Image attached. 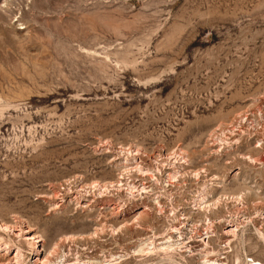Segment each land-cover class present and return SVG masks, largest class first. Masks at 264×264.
Listing matches in <instances>:
<instances>
[{
  "label": "rangeland",
  "instance_id": "rangeland-1",
  "mask_svg": "<svg viewBox=\"0 0 264 264\" xmlns=\"http://www.w3.org/2000/svg\"><path fill=\"white\" fill-rule=\"evenodd\" d=\"M251 112L264 115V0H0V223L30 226L46 248L64 244L69 259L127 252L122 264H169L133 257L151 233L106 224L110 207L122 206L132 223L149 206L140 222L163 236L172 206L195 220L208 215L193 214L190 199L216 176L208 201L250 194L208 215L247 219L227 263L264 264V214L255 213L264 212V162L241 158L264 159L254 138L243 140ZM220 134L226 142L213 154ZM175 155L189 163L177 186L167 178ZM132 158L147 174L119 166ZM121 176L120 188L93 187ZM142 182L148 194L127 190ZM75 188L89 208L68 196ZM217 229L209 243L224 248L231 239ZM182 256L173 259L200 262Z\"/></svg>",
  "mask_w": 264,
  "mask_h": 264
},
{
  "label": "bare ground",
  "instance_id": "bare-ground-1",
  "mask_svg": "<svg viewBox=\"0 0 264 264\" xmlns=\"http://www.w3.org/2000/svg\"><path fill=\"white\" fill-rule=\"evenodd\" d=\"M246 115H247V113H246ZM243 120L245 121V125L243 127H246V133H247L246 134V138L243 139L244 142L245 143L249 142L251 139L254 138L257 143H261V144L256 145L255 149L257 148V149H259V151H263V156L262 157H264V145H263L264 144V115L258 116L254 112H251L246 117H244V119L242 117L241 122ZM241 122H239V123H241ZM260 123H261V125H259ZM230 125L232 126V124H230ZM236 125H238V124H236ZM224 129H223V132H224ZM229 130H226L225 132H227ZM243 130L244 129L240 130V135H238V133L236 134V135L239 136L236 140H231L230 142L229 141L227 142V144H229L227 146V148H230V149L232 147L235 148V149L237 148L236 147V146H238L237 143L241 142V140L243 138L242 136L245 133V132H243ZM220 136H221V134H220ZM222 136H224V135H222ZM222 136H221V139L218 136L216 138L214 137L215 140H217L218 142L217 141L216 142L212 141V142H210V144L208 146L209 147H214V149H215L216 145H218L219 143H223V141H225V139ZM226 136L228 137V135H226ZM230 136H229V138H230ZM211 138H213V137H211ZM222 145H224V144H221V146ZM214 149L212 151L213 154H218V152H220L219 149H217V148L215 150ZM134 156L136 157V154H134ZM241 158L243 160H247L251 164H255V165H262L263 162H264V159H259V158L258 159H255V158L251 159V157H247V156L246 157L241 156ZM140 159H142V158H140ZM169 162H170V166H171L170 169H172V172L169 171L170 175L168 174L167 178L168 179H174V182H176V183H173V185L177 186V185H179V183H181V182L183 183V179H184L186 173L189 171L188 170V167H189L188 159L184 155H181V156L179 155L177 157L175 155L174 157L170 158ZM120 165H121V167H123V170H128V172H129V169H130V170H135V171H137L138 173H141V174L146 173V170H144L139 165H136L135 159H133V158L130 159L129 161L127 160V162H125V163L119 164V166ZM145 169H147V168H145ZM191 174H193V173H191ZM194 175L196 176V178L198 177V174H194ZM234 175H238V174L235 173ZM148 177H150V176H148ZM123 178L124 177L121 176V178L117 179L114 182L115 184L110 182V183H103V184H99L98 185V183H97V184H94L93 187H98V189L97 188L96 189L98 190L99 194L101 195V193L105 192L108 189V187H112V186H118V187L120 186L121 187L122 183H123L122 182ZM215 181H219V178L216 177V176H214L213 178H210V183H208V185L206 184V186H204L203 188L201 187V191L199 193H197L196 195H194V197H192L193 199H190V200H192L191 206L194 208L193 209V208L190 207L191 208L190 210L194 211L193 214H197V212H203V213H207L209 216H210V214L213 216L212 210L217 208V207H219L220 206L219 204L222 205V202H226V204L227 203L228 204L231 203L232 205H241V204L243 205L244 200L246 199V196L250 195V194L247 195L249 191L248 192L246 191V193L241 194V195H232V196H230V194L229 195H221V199L217 198V199H214L212 201H208V199L210 197H212L211 193L209 192L211 190L212 186L213 187H218L219 186L218 182H215ZM173 185L170 184V186L174 187ZM182 185H184V184H182ZM78 187H80V186H78ZM151 187L152 186H150V188ZM134 189L136 191H140L141 190L142 193H147L146 192L147 188L144 187L143 182L141 184H139V183L138 184L131 183V185L130 184L127 185V190H130L131 193H132V190H134ZM169 189L170 188H168V190ZM197 189H199V188H197ZM73 190L74 191L71 192V194H69L68 196H72V198L74 200H78V205L77 206H79L81 208H84V209L89 208L90 204H86L87 201L85 200V196L83 198V196L80 194L81 192L76 190V188L73 189ZM172 190H173V188H172ZM147 191H149V189ZM170 191H169V193H170ZM106 192H108V191H106ZM151 192L153 193L152 190H151ZM165 193H167V192H165ZM137 195L138 194H136V196ZM139 195H141V194H139ZM158 197H159V195H158ZM161 197H162V195H161ZM132 198L134 199V197H132ZM54 200H56V199H54ZM180 201H181V199H180ZM186 203H188V202H186ZM156 204L160 205V201H157ZM101 205H102L103 209H106L105 208L106 204L104 202L101 203ZM136 205L138 206L140 204H136ZM181 205H183V204H181ZM59 207H60V204H57V205H54L53 209L56 210ZM142 207H143V210L138 213V215L134 218L132 223H128L129 221H126L127 218H128V214H125L126 210L122 209V206H119L117 204L113 205V206L110 207L109 215L107 214V216H109V217L105 218L104 222L105 221L108 222V223H109V221H110V223H117L118 222L119 224H121L122 228L123 227L126 228V227H129V226H134L133 224H135L134 227L138 228V229L140 228V229H144L145 230L147 228V230H149L151 235L146 237V238L139 239L140 243H139L137 249L132 252L133 257H137V256L141 257V256H146V255L147 256L148 255L149 256L163 255V257L161 256L162 260L166 261V262L168 261L169 264H181V263H177L173 259L174 258L173 256L175 254H178L180 256L187 254L190 258L191 257L193 258L194 256H195L194 258H196V256L197 257L199 256V258H200L199 259L200 260L199 264H228L227 261H228L229 253H232V243L231 242L237 239L238 232H239V229H240L239 226L240 225L242 226L244 224V221L247 220L246 217H245V220H243V222H241L239 220V218H241V217L235 218V214L233 215V214H229V213L228 214H226V213L223 214L222 213V215H221L219 212L218 213L221 216H219V217L216 216V218H218V219H215V221L213 220L214 218L211 219L208 215H205L204 218H203V215H202L203 219L195 220V218L192 216L191 212L188 209L183 208V207L177 209V206L176 207L172 206L170 208V212H172V215L168 216L169 218L171 217V219H169L171 223L168 225V228L165 231L166 234L163 235V236H159L156 232H154L155 228H154L153 225L150 224V225L143 226L144 224L143 223H142L143 225L141 224L140 221H142L143 218L147 215L146 211H151V208L149 206H147V205H143ZM161 207H163V206H161ZM225 208H226V206H225ZM217 209H219V208H217ZM231 209H232V207H231ZM237 209L238 208H236L234 210H237ZM195 211H197V212L195 213ZM226 211H227V209H226ZM102 212H103V210H102ZM255 213L258 215V217L262 216L264 214V212H262L261 210H258V211L255 210ZM242 215H245V214H242ZM101 216H103V215H101ZM239 216H241V215H239ZM245 216H248V215L246 214ZM198 217H199V214H198ZM216 220H217V222H216ZM248 220L250 222H253V221H251V217L250 216H249ZM23 225L21 223H20V225H16L15 223L13 225L12 224H7V223H3V222L0 223V264H122L123 262L121 261V259L122 258L128 259L129 257H127V256H130V254L127 255L126 254L127 252L126 253L124 252L125 254H123V255H114L112 253H109L108 255L102 254L100 259L86 258V257L83 259L80 256L75 254L76 255L75 257H73V258L71 257L72 259H69L67 254L64 253V251H62V250H64V249H62L64 247L63 246L64 244L62 245L61 243L60 244L54 243L51 246H49L48 248H46L44 246V242H43V239H42L41 235H39L37 233H32L31 234V232H34V230L30 226H27L26 224H25L26 226H23ZM246 225H247V222H246ZM144 227H146V228H144ZM217 228H219V230H220V232H221V234L223 236H225L226 238H229L231 240H228V239L225 240L226 242L224 244V248H222L221 245H217V248L214 249V247H212L209 242H210L212 237L218 236L217 235V230H218ZM242 229H243V227H242ZM186 231H188V233ZM218 234H220V233H218ZM241 235H243V234H241ZM68 238L69 237H64L61 242L63 243L65 241H67ZM70 240L71 239H69V241ZM29 252H31V255H32V257L30 259H29V255H30ZM27 259H29V260L26 261ZM235 263H236V260H235ZM247 264H263V263L250 259Z\"/></svg>",
  "mask_w": 264,
  "mask_h": 264
},
{
  "label": "built area",
  "instance_id": "built-area-1",
  "mask_svg": "<svg viewBox=\"0 0 264 264\" xmlns=\"http://www.w3.org/2000/svg\"><path fill=\"white\" fill-rule=\"evenodd\" d=\"M263 143V142H262ZM258 144H261V143H257V142H255V145L254 146H256V145H258ZM264 145V144H263Z\"/></svg>",
  "mask_w": 264,
  "mask_h": 264
}]
</instances>
